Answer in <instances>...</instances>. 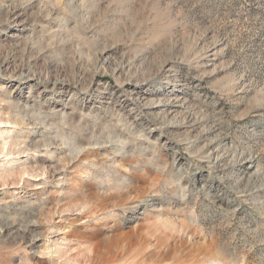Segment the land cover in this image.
I'll use <instances>...</instances> for the list:
<instances>
[{
    "label": "rangeland",
    "instance_id": "obj_1",
    "mask_svg": "<svg viewBox=\"0 0 264 264\" xmlns=\"http://www.w3.org/2000/svg\"><path fill=\"white\" fill-rule=\"evenodd\" d=\"M0 264H264V0H0Z\"/></svg>",
    "mask_w": 264,
    "mask_h": 264
},
{
    "label": "bare ground",
    "instance_id": "obj_2",
    "mask_svg": "<svg viewBox=\"0 0 264 264\" xmlns=\"http://www.w3.org/2000/svg\"><path fill=\"white\" fill-rule=\"evenodd\" d=\"M18 13H19V12H18ZM16 14H17V13H16ZM33 243H34V241H33V240H31V241H30V244H33Z\"/></svg>",
    "mask_w": 264,
    "mask_h": 264
}]
</instances>
